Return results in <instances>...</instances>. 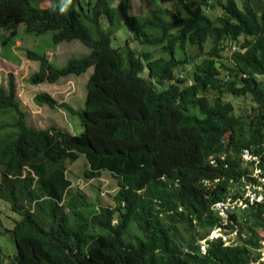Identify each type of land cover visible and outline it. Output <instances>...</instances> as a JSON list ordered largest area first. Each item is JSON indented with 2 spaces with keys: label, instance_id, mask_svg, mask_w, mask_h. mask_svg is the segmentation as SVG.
Masks as SVG:
<instances>
[{
  "label": "trees",
  "instance_id": "16d2710c",
  "mask_svg": "<svg viewBox=\"0 0 264 264\" xmlns=\"http://www.w3.org/2000/svg\"><path fill=\"white\" fill-rule=\"evenodd\" d=\"M131 1L88 0L83 14L77 0H0V28L22 24L36 36L51 31L53 46L79 41L89 50L60 68L45 55L26 51L39 63L30 84H55L93 70L81 111L47 94L33 98L38 107L64 108L76 116L79 135L29 126L13 75H7L6 87L0 83V200L19 217L7 229L16 250L9 264L257 262L256 252L251 255L260 247L256 231L264 228V205L240 219L247 230L244 243L212 242L201 255L196 239L218 225L211 205L247 173L241 151H261L264 0L239 5L238 0H201L207 10H221L215 18L189 0H157L175 8L157 5L138 17L129 13ZM121 26L142 49L135 51L128 41L111 46ZM208 40L212 46L204 52ZM193 48L194 58L206 57L193 67V84L185 86L186 79L175 73ZM224 95L249 97L250 111L234 116ZM80 157L84 180L102 173L115 180L114 207L94 209L84 195L70 191L67 166ZM236 217L230 215L235 222ZM1 228L0 219V234Z\"/></svg>",
  "mask_w": 264,
  "mask_h": 264
},
{
  "label": "rangeland",
  "instance_id": "374dc122",
  "mask_svg": "<svg viewBox=\"0 0 264 264\" xmlns=\"http://www.w3.org/2000/svg\"><path fill=\"white\" fill-rule=\"evenodd\" d=\"M66 0H64L65 2ZM88 0H77V8L81 13L87 10L86 2ZM94 1V0H92ZM195 2L197 6L202 8L206 15L215 18L220 14L221 10L217 7L215 10H207L202 5L201 0H189ZM213 1V0H212ZM238 5L240 0L237 1ZM116 4V3H115ZM114 4V5H115ZM66 5L68 2H66ZM158 5L157 0H132L129 4V13L138 17H145ZM158 7L173 9L175 6L172 3L159 4ZM263 8H261L262 10ZM102 26L106 27L104 19ZM22 24H10L0 28V83L5 87L8 81V74H12L15 81L16 96L21 105V108L26 112L27 124L35 129H54L69 132L73 135H79L82 132L79 119L76 116H71L65 112L64 108L50 109L46 106L38 107L34 104L33 98L37 94H47L53 97L57 103H63L75 111H81L86 98V83L92 73V68H89L86 73L75 76L70 75L55 84L42 83L33 85L28 82V77L37 72L39 63L29 60L26 57V51H32L39 55H45L51 65L60 68L64 66L67 60L86 56L89 50L79 41L63 42L57 46L52 45L53 32L49 31L43 35L36 36L34 33H28L24 30ZM125 41H128L130 47L135 51L142 49L136 42L131 41L124 27H119L114 34L111 46L116 48L122 46ZM212 46V43L206 41L204 52H207ZM144 50L152 51L153 48H143ZM156 52V51H155ZM225 58L228 52H224ZM197 51L193 48L187 53L188 62L175 73L176 76L183 75L188 83L193 84V67L199 64L206 56L201 54L198 58H194ZM158 53H155V57ZM144 78L147 73L144 71L141 74ZM264 83V76L259 78ZM189 85V86H191ZM152 86L153 85L152 83ZM168 83L165 82L161 88H166ZM160 88V89H161ZM223 100L231 102L234 107V116L246 115L251 109V100L249 97L235 98L231 95H224ZM85 168V160L80 157L73 165L67 166L66 177L71 182L70 191L79 192L84 195L87 201L94 209L99 207H114L112 200L113 195L117 191V184L114 179L107 173H102L100 178L84 180L82 172ZM226 195L234 193V184L227 186ZM93 210V209H90ZM237 219L245 216L243 212L237 213ZM18 215L10 210L9 204L0 200V219L3 224L0 234V245L4 255V264H9L16 254L15 244L12 237L7 233V229L13 227L14 220H18ZM245 218V217H244ZM240 224V223H239ZM242 228V225L240 224ZM257 239L264 241V228L257 229ZM184 235V234H182ZM185 236V235H184ZM185 238V237H184ZM243 238V237H242ZM244 243V242H243ZM251 257H254V253ZM256 254V253H255Z\"/></svg>",
  "mask_w": 264,
  "mask_h": 264
},
{
  "label": "built area",
  "instance_id": "2783aa9c",
  "mask_svg": "<svg viewBox=\"0 0 264 264\" xmlns=\"http://www.w3.org/2000/svg\"><path fill=\"white\" fill-rule=\"evenodd\" d=\"M237 50L235 46L232 48ZM180 78H183L180 75ZM191 83H188V86ZM240 159L247 173L242 175L237 183L234 184V193L226 195L225 198L217 200L211 205V209L216 212L218 217V225L209 233L196 239V247L201 255H205L209 243L219 242L223 247L235 246L247 239V230L240 227V220L235 222L230 219V215H236L243 212L247 214L252 208L257 209L264 205V140L261 145L260 153L255 152L253 148H244L241 151ZM211 166L216 164L214 158H209ZM226 168V166H224ZM216 180L214 183H217ZM204 186L209 187L210 184L204 182ZM261 222L264 224V214L261 217ZM243 237V238H242ZM258 247L255 251L258 255V264L264 262V241L259 240ZM185 252H188L185 250Z\"/></svg>",
  "mask_w": 264,
  "mask_h": 264
},
{
  "label": "clouds",
  "instance_id": "9594fccd",
  "mask_svg": "<svg viewBox=\"0 0 264 264\" xmlns=\"http://www.w3.org/2000/svg\"><path fill=\"white\" fill-rule=\"evenodd\" d=\"M62 11H63V9H62ZM181 75H182V74H181ZM177 77L180 78V75L177 76ZM182 77H184V76L182 75ZM182 79H185V78H182ZM186 82H187V81L185 80V83H186ZM185 83H184V84H185ZM185 86H188V85L185 84Z\"/></svg>",
  "mask_w": 264,
  "mask_h": 264
},
{
  "label": "crops",
  "instance_id": "0c3cea01",
  "mask_svg": "<svg viewBox=\"0 0 264 264\" xmlns=\"http://www.w3.org/2000/svg\"><path fill=\"white\" fill-rule=\"evenodd\" d=\"M62 79H64V78H62ZM62 79H60V80H62ZM65 175H66V173H65ZM67 178V177H66ZM69 180V179H68ZM71 187V186H70Z\"/></svg>",
  "mask_w": 264,
  "mask_h": 264
}]
</instances>
